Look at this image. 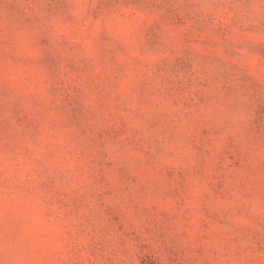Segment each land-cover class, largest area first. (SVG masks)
Wrapping results in <instances>:
<instances>
[{"label": "rangeland", "instance_id": "1", "mask_svg": "<svg viewBox=\"0 0 264 264\" xmlns=\"http://www.w3.org/2000/svg\"><path fill=\"white\" fill-rule=\"evenodd\" d=\"M0 264H264V0H0Z\"/></svg>", "mask_w": 264, "mask_h": 264}]
</instances>
